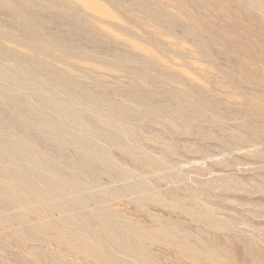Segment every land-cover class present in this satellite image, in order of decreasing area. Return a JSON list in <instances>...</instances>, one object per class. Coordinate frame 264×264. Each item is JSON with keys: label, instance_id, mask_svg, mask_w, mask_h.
I'll return each instance as SVG.
<instances>
[{"label": "rangeland", "instance_id": "374dc122", "mask_svg": "<svg viewBox=\"0 0 264 264\" xmlns=\"http://www.w3.org/2000/svg\"><path fill=\"white\" fill-rule=\"evenodd\" d=\"M0 264H264V0H0Z\"/></svg>", "mask_w": 264, "mask_h": 264}]
</instances>
